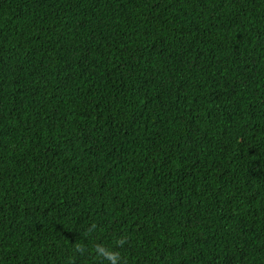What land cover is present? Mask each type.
Returning <instances> with one entry per match:
<instances>
[{"label":"trees","instance_id":"16d2710c","mask_svg":"<svg viewBox=\"0 0 264 264\" xmlns=\"http://www.w3.org/2000/svg\"><path fill=\"white\" fill-rule=\"evenodd\" d=\"M121 236L264 264V0H0V264Z\"/></svg>","mask_w":264,"mask_h":264},{"label":"clouds","instance_id":"9594fccd","mask_svg":"<svg viewBox=\"0 0 264 264\" xmlns=\"http://www.w3.org/2000/svg\"><path fill=\"white\" fill-rule=\"evenodd\" d=\"M96 225L93 224L91 227L85 229V234L90 235L96 230ZM127 243V237L121 236L115 240V247L106 246L101 243H97L93 246V252L96 256L107 261V264H121V254L119 249L122 248ZM74 251L81 255L85 254L87 249L81 243L74 244Z\"/></svg>","mask_w":264,"mask_h":264}]
</instances>
